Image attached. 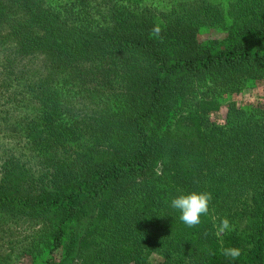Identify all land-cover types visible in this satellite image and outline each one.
Instances as JSON below:
<instances>
[{
    "label": "trees",
    "instance_id": "16d2710c",
    "mask_svg": "<svg viewBox=\"0 0 264 264\" xmlns=\"http://www.w3.org/2000/svg\"><path fill=\"white\" fill-rule=\"evenodd\" d=\"M133 8L123 0H0V45L17 47L0 54L1 101L7 105L12 90L15 114H40L23 129L2 125L1 136L9 131L15 143L60 156L49 185L34 191L32 173L13 158L3 161L0 221L51 213L45 264H152L153 253L161 264H264V108L230 102L224 124L214 126L203 114L218 102L194 92L197 86L228 91L264 73V13L235 36L199 40L186 13L158 22L148 9ZM35 53L62 63L143 55L140 103L129 96L110 116L125 126L123 136L112 128L102 141L70 150L81 132L64 120L46 70L32 71L20 58ZM0 148L8 158V147ZM156 183L167 194L151 208ZM192 191L212 199L200 224L188 227L171 200ZM225 217L230 230L218 233ZM99 236L109 240L102 251L95 246ZM227 247L240 249V257L223 256Z\"/></svg>",
    "mask_w": 264,
    "mask_h": 264
},
{
    "label": "rangeland",
    "instance_id": "374dc122",
    "mask_svg": "<svg viewBox=\"0 0 264 264\" xmlns=\"http://www.w3.org/2000/svg\"><path fill=\"white\" fill-rule=\"evenodd\" d=\"M123 4L140 11L148 9L149 14L158 22H170L186 13L195 22V32L199 40H221L228 35H236L253 19V15L260 17L264 13V0H123ZM38 31L34 30L33 34L44 36L42 31V34ZM16 48L15 44L6 42L0 45V54L17 53ZM20 58L27 61L26 66L32 71L46 70L47 86L59 96L64 120L81 132V137L72 142L70 150H83L95 138L102 141L103 136L109 135L105 132H111L112 128L116 135L123 136L122 128L125 129V126L110 116H113L115 107L121 106L129 96H132L133 102L140 103L138 80L141 81V74L147 68L143 55L108 54L92 63H62L50 55L40 53L26 57L21 55ZM194 92L203 97L208 95L218 102L217 109L207 111L203 116L210 125L222 126L230 102L246 107L264 108V73L245 77L235 88L228 91L216 90L212 93L197 86ZM8 93L13 99L7 105L1 101L0 94V127L8 124L13 128L20 126L23 129L30 117L40 115L39 109L35 112L21 110V114H15L18 109L15 108L16 96L12 95V90ZM43 99L53 102L52 97ZM21 116L29 117L22 119L19 125L17 119ZM3 117L6 118L5 121H1ZM118 117L121 118V115ZM15 138L9 131H6L4 137L0 133V144H5L10 154L7 158L3 148H0V176L3 161L13 158L15 164L33 174L28 178V188L31 191L49 185V174L58 165L60 156L48 151L41 154L32 146L15 143ZM48 144L53 142H48L46 146ZM166 188L161 183L153 184L149 196L151 208H155L161 196L167 194ZM154 198L159 201L154 202ZM51 217V213H46L39 217L0 221V264H45L48 254L44 246L52 229ZM107 238L99 236L98 243L94 244L98 250L102 251L103 246L109 243ZM62 256L63 253L60 252L56 259L61 260ZM162 260L163 257L157 253L150 256L152 264H161Z\"/></svg>",
    "mask_w": 264,
    "mask_h": 264
},
{
    "label": "clouds",
    "instance_id": "9594fccd",
    "mask_svg": "<svg viewBox=\"0 0 264 264\" xmlns=\"http://www.w3.org/2000/svg\"><path fill=\"white\" fill-rule=\"evenodd\" d=\"M160 29L155 27L153 34L159 36ZM212 199L210 192L192 191L187 194H180L171 200V207L180 213L179 219L188 227H195L200 224L201 216L207 215L209 212V203ZM230 222L225 217L221 219L217 226V232L223 233L230 230ZM222 255L232 260L238 259L241 251L235 247H227L222 249Z\"/></svg>",
    "mask_w": 264,
    "mask_h": 264
}]
</instances>
